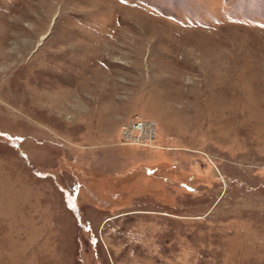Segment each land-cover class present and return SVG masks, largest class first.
Here are the masks:
<instances>
[{"label":"rangeland","instance_id":"1","mask_svg":"<svg viewBox=\"0 0 264 264\" xmlns=\"http://www.w3.org/2000/svg\"><path fill=\"white\" fill-rule=\"evenodd\" d=\"M0 264H264V0H0Z\"/></svg>","mask_w":264,"mask_h":264},{"label":"built area","instance_id":"2","mask_svg":"<svg viewBox=\"0 0 264 264\" xmlns=\"http://www.w3.org/2000/svg\"><path fill=\"white\" fill-rule=\"evenodd\" d=\"M133 129H139L140 135L136 136L138 141L144 142L145 140H149L154 136V127L150 121H130L126 128L124 129V134L127 136Z\"/></svg>","mask_w":264,"mask_h":264}]
</instances>
